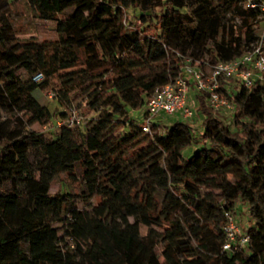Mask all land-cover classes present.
Wrapping results in <instances>:
<instances>
[{
  "label": "trees",
  "instance_id": "1",
  "mask_svg": "<svg viewBox=\"0 0 264 264\" xmlns=\"http://www.w3.org/2000/svg\"><path fill=\"white\" fill-rule=\"evenodd\" d=\"M22 1L56 22L58 40L19 42L8 2H0V264H264V84L244 90L220 79L230 123L206 106L204 94L191 95L200 131L157 119L143 133L138 117L154 88L182 77L183 58L203 69L250 51L264 21L259 6ZM71 8L85 14L80 22ZM130 9L140 12L139 26L126 25ZM146 19L159 25L155 34ZM37 73L44 79L34 83ZM54 77L63 94H73L58 99L59 114L34 95ZM70 108L97 117L57 127ZM34 125L49 129L30 130ZM60 173L79 180L84 203H101L84 211L70 193L53 194ZM238 204L250 222L248 242L226 251L225 214H235Z\"/></svg>",
  "mask_w": 264,
  "mask_h": 264
},
{
  "label": "built area",
  "instance_id": "2",
  "mask_svg": "<svg viewBox=\"0 0 264 264\" xmlns=\"http://www.w3.org/2000/svg\"><path fill=\"white\" fill-rule=\"evenodd\" d=\"M248 6H259L264 18V3L255 4L248 0ZM183 75L162 87H156L151 92L145 105L138 111L141 118V131L150 133L153 122L163 117L179 115L183 119H192L195 115L194 102L191 95L204 94L206 106L213 111L221 109L231 111V104L222 97L219 92L220 79L231 81L238 88L249 90L253 82L264 84V52L261 47H255L245 52L241 57L229 62H219L212 66H204L199 62H193L189 58H183ZM41 73L32 77L34 83L43 81ZM49 98H55L49 94ZM82 124V117L74 108L66 110V116L56 122L57 127L74 128ZM225 242L223 250H231L243 247L248 242V237L241 231L235 222L234 214H225Z\"/></svg>",
  "mask_w": 264,
  "mask_h": 264
},
{
  "label": "rangeland",
  "instance_id": "3",
  "mask_svg": "<svg viewBox=\"0 0 264 264\" xmlns=\"http://www.w3.org/2000/svg\"><path fill=\"white\" fill-rule=\"evenodd\" d=\"M1 1L2 0H0V2ZM7 2H8L10 20L14 27L15 36L19 42L37 41L43 43V42H55L58 40V36L54 33L55 24H56L55 21L42 20L41 18L38 17L37 13L28 5H26L22 0H7ZM139 13L140 12L137 9L136 10L130 9L127 12L126 25L128 27L131 25L139 26L140 22L137 20ZM68 14H70L73 17V19L77 22H80L81 19L85 16V14H81L73 8L68 10ZM154 14L156 16H159L161 14V10L156 9L154 11ZM58 18H60V16H58ZM258 19L261 20L260 17H258ZM146 20L150 21L149 19ZM239 23L240 21L237 20V24ZM149 24H150L149 26L150 33L155 34L159 28V25L157 24V22L155 23L154 20L152 22L150 21ZM255 35L259 38V40L257 41L256 44L252 45V49L260 46L262 52H264V41H262L264 40V21H261L255 26ZM21 76L24 77L25 74H21ZM63 92L64 89L62 87V83L60 82V79L58 77H54L51 80H49V87L47 89L45 90L36 89L34 90V95L41 105H46L51 110H54L57 114H59L60 111H64V110L59 107L58 99L59 98L73 99V94L66 96L65 94H63ZM49 94H53L55 98L50 99ZM194 112L195 115L192 119L189 120L183 119L179 115H174L171 117L166 116L163 117L162 123L164 125L169 126L175 123L176 121H180V122L185 121L189 123L196 131H200L201 116L195 111V109ZM217 113H219L220 119L224 120L225 122H229V123L231 122L232 120L231 115L233 113L232 111L221 109ZM81 115L83 120L84 119L89 120L92 117L94 118L97 117V113L93 114V112H90L87 109L82 110ZM29 129L35 130L37 132H47L49 126L39 127L37 125H34ZM161 130H163V128H160L158 133H162ZM196 149H197L196 146H192L191 148H189V152H193ZM130 169H133V167L131 168L130 166ZM81 189L82 187L79 180L64 173L58 174L52 184L53 194L61 190L70 193L73 196L75 206L78 209L88 211L91 207L101 203V199L99 197H93L87 203H84L83 199L80 198ZM234 219L241 231H245V229L250 225L246 208L242 205L238 204L234 214ZM56 228L59 231L58 232L59 238H63L62 226L58 225L56 226ZM140 231L142 234H145L146 228L141 227ZM61 244H64V242H61Z\"/></svg>",
  "mask_w": 264,
  "mask_h": 264
}]
</instances>
